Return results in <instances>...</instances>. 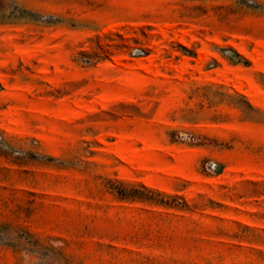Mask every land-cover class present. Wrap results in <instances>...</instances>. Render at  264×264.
<instances>
[{
    "label": "rangeland",
    "instance_id": "rangeland-1",
    "mask_svg": "<svg viewBox=\"0 0 264 264\" xmlns=\"http://www.w3.org/2000/svg\"><path fill=\"white\" fill-rule=\"evenodd\" d=\"M0 264H264V0H0Z\"/></svg>",
    "mask_w": 264,
    "mask_h": 264
}]
</instances>
